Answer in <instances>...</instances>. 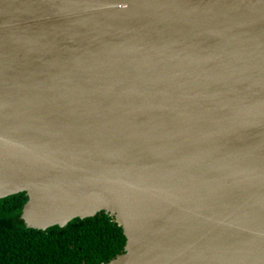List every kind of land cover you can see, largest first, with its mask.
<instances>
[{
	"label": "water",
	"instance_id": "1",
	"mask_svg": "<svg viewBox=\"0 0 264 264\" xmlns=\"http://www.w3.org/2000/svg\"><path fill=\"white\" fill-rule=\"evenodd\" d=\"M104 211L103 264H264V0H0V199Z\"/></svg>",
	"mask_w": 264,
	"mask_h": 264
},
{
	"label": "trees",
	"instance_id": "2",
	"mask_svg": "<svg viewBox=\"0 0 264 264\" xmlns=\"http://www.w3.org/2000/svg\"><path fill=\"white\" fill-rule=\"evenodd\" d=\"M27 199L25 192L0 199V264H103L123 251V229L104 211L38 230L20 218Z\"/></svg>",
	"mask_w": 264,
	"mask_h": 264
}]
</instances>
